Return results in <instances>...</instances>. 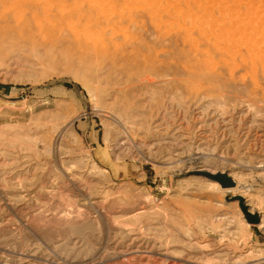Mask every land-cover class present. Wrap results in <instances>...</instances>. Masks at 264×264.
Masks as SVG:
<instances>
[{
	"label": "rangeland",
	"instance_id": "rangeland-1",
	"mask_svg": "<svg viewBox=\"0 0 264 264\" xmlns=\"http://www.w3.org/2000/svg\"><path fill=\"white\" fill-rule=\"evenodd\" d=\"M0 264H264V0H0Z\"/></svg>",
	"mask_w": 264,
	"mask_h": 264
},
{
	"label": "water",
	"instance_id": "water-1",
	"mask_svg": "<svg viewBox=\"0 0 264 264\" xmlns=\"http://www.w3.org/2000/svg\"><path fill=\"white\" fill-rule=\"evenodd\" d=\"M65 85H66V87H68V88L70 87L69 84H65ZM245 215H246V219H247L249 222L254 223V222L256 221L254 218L250 217L248 213L245 212Z\"/></svg>",
	"mask_w": 264,
	"mask_h": 264
}]
</instances>
